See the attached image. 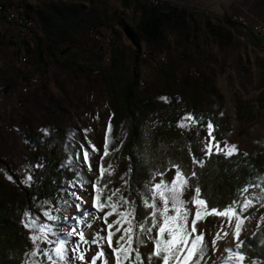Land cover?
<instances>
[{
  "label": "rangeland",
  "instance_id": "374dc122",
  "mask_svg": "<svg viewBox=\"0 0 264 264\" xmlns=\"http://www.w3.org/2000/svg\"><path fill=\"white\" fill-rule=\"evenodd\" d=\"M136 1L0 0V15L4 17L0 16V192L25 200V212L30 215H23L20 224L29 241L26 254L35 247L30 238L33 230L24 226L33 218L61 235L77 228L89 241L97 233L106 236L107 224L113 223L117 215L108 216L105 223L110 208L100 211L94 207L97 188L101 189L102 203H117L119 211L131 209L133 197H123L124 187L115 190L104 182L113 167L110 161L104 163V158L120 150L128 126L125 121L118 135L113 136L110 118L112 103L118 97V81L111 78L112 73L135 77V94L150 96L159 106L173 100L175 108L185 111L182 117L191 114V106L211 114H226L230 128L224 140H215L221 148L234 144L237 151L246 154L264 150V46L246 32L255 31L259 23L264 27V0H143L174 11L177 22L159 40L141 41L142 52L147 53L141 60L119 21L135 31L140 15ZM72 6L74 12L69 9ZM11 14L16 16L9 18ZM238 17L246 21V30L236 22ZM19 22H23L22 26ZM94 30L102 33L97 34V41H106L107 35L111 37L109 43L94 42ZM26 76L36 83H25ZM20 91L27 93L23 101L17 100ZM209 122L202 126L185 122L189 126L184 128L196 132L203 150ZM92 145L97 151H92ZM84 150L90 153L87 162ZM45 157L56 159L60 178L50 180V196L37 198L39 180L46 179ZM101 167L106 170L103 174ZM29 175L32 180L25 182ZM174 177L175 168L170 166L152 178L150 203L160 204L152 191L155 184L161 180L167 183ZM194 189L190 187L185 196L193 194ZM260 193L259 187H252L245 194L253 197V205L243 213L246 219L241 240L263 222L264 201L257 199ZM109 196L112 201H108ZM45 212L58 219L49 220ZM222 219L210 216L197 225L209 244L201 264H213L228 256L224 249L235 248L237 240L228 227L225 230L229 235L217 241L218 250L211 246ZM133 224L132 247L139 249L144 264H161L156 258L148 260L154 245L149 234L141 232L139 236V223ZM145 226H151L150 221ZM117 227L121 226L116 224L111 231ZM127 227L125 223L123 228ZM122 234L123 230L112 237L113 247H118ZM151 235H156L155 229ZM48 239L53 243L40 241L41 249L55 247L56 236L49 233ZM71 240L80 243L78 236ZM101 246L111 253L103 240L81 244L86 260ZM67 248V264H86L74 259L73 243ZM26 254L22 264H52L44 255L33 258ZM97 264L103 261L97 260ZM109 264H115L114 255L109 256ZM132 264H136L134 259ZM252 264H264V260H254Z\"/></svg>",
  "mask_w": 264,
  "mask_h": 264
},
{
  "label": "trees",
  "instance_id": "16d2710c",
  "mask_svg": "<svg viewBox=\"0 0 264 264\" xmlns=\"http://www.w3.org/2000/svg\"><path fill=\"white\" fill-rule=\"evenodd\" d=\"M135 6L140 13L134 26L135 31L119 21L135 45L137 53L141 55L142 40L146 43L159 40L164 31L177 21L173 19L174 11L165 9L159 3L137 0ZM0 16L1 19L4 18ZM246 32L256 43L264 45L263 33ZM111 76L118 81V97L112 103L110 118L113 136L118 135L125 121L128 126L120 150L104 158V163L110 161L113 164L112 171L105 175L104 182L115 190L124 187L125 199L133 197L130 207L135 210V223H149L151 209L144 204L145 200L149 203L151 201L149 183L156 174L165 172L170 166L180 167L189 186L199 187L201 197L209 202L210 207L223 208L234 200H240L242 188L260 182L264 150L247 155L236 151L232 156L213 153L203 159L205 152L196 132L178 126L185 114L183 109L175 108L173 100L168 105L159 106L150 96L136 95V81L133 76H120V73H112ZM213 93L217 94L216 91ZM188 112L197 119L199 126L210 121L213 124L215 140H224L230 128L226 114L203 112L195 106L189 107ZM194 157L197 163L193 162ZM44 161L46 179L39 180L37 198L50 196V180L55 178L56 182L60 178L56 159L45 157ZM193 172L196 175L193 176ZM25 210L24 199L9 198L0 192V264L23 262L29 247V241L20 224ZM138 234L141 236V231ZM242 241L241 252L245 255V264L264 260V221L251 235L243 237Z\"/></svg>",
  "mask_w": 264,
  "mask_h": 264
},
{
  "label": "snow or ice",
  "instance_id": "6c2138e0",
  "mask_svg": "<svg viewBox=\"0 0 264 264\" xmlns=\"http://www.w3.org/2000/svg\"><path fill=\"white\" fill-rule=\"evenodd\" d=\"M166 99V98H165ZM186 121H190L192 124L197 123V119L192 114H187L181 118L179 127L184 128L189 126ZM207 136L204 138V151L206 155H212L213 152L220 154L223 153L226 156H232L237 151V146L234 144H225L221 148L218 142H215L213 136V124L209 122L206 125ZM111 128L109 126V132ZM91 143V142H89ZM83 147V146H82ZM92 151L97 149L94 145L91 146ZM104 154H108V143L104 145ZM245 155H247L245 153ZM84 161H89L90 153L88 150L83 151ZM194 163L198 161L194 157ZM175 168V177L165 183L163 180L155 184L154 195L158 197L160 204L155 201L149 203L148 200L144 201L147 208L152 209L150 213L151 226L146 227L147 222H140L138 224L139 230L143 233L149 234V239L154 245V250L150 253L148 260L151 261L156 258L161 264H201L205 256L208 254L209 244L205 239V232L198 230L197 225L200 222H204L208 217L215 216L223 218L218 225V230L211 240V246L213 250L217 249V241L227 237L229 232L225 230L226 227L232 228V235L237 240L235 248H226L225 252L228 253L227 257L218 258L213 261V264H243L245 255L240 251L243 241L240 239V233L243 228L244 220L243 213L253 205V197L245 195L249 192L251 187H259L261 189L260 196L257 198L264 201V177H260L258 184H248L240 190V195L243 197L240 200H234L229 205L223 206V208L217 206H209V202L201 197V190L196 187L193 190V194L185 196V193L189 191L188 179L181 172L178 165L173 166ZM89 170H91V164H89ZM106 170L101 167L100 172L103 174ZM192 175H196L195 172ZM11 179V177H9ZM32 177L29 175L27 181H31ZM79 199V197H77ZM108 201H112V196H109ZM123 200V198H121ZM125 204L129 203L127 200L123 201ZM264 207V203L261 204ZM77 209L80 208V204L76 205ZM94 207L103 211L105 207H109L110 211L105 214L104 220L107 224V217L117 215V219L111 224H107L108 232L106 236H100L99 233L91 239V241L85 238L83 231H78L77 228H73L69 232H65L63 235L60 233H54L52 227L47 224L40 223L38 219H31L25 223L26 228L33 230V235L30 237L34 249L27 253L29 257H36L38 255H44L52 264H57V261H64L67 264L68 260V248L69 243H73L72 251L74 253V259L79 261H85L86 264H97V260H102L103 264H109V256L114 255L115 264H124L128 261L132 264L133 259L136 264H144L141 258V253L138 248L132 247L134 238V229L136 225L133 224L134 209L127 211H119V205L117 203L105 204L101 202V189H96ZM87 214V213H85ZM28 217L30 214L25 212ZM49 220H57L58 218L52 216L49 212L44 213ZM261 221H264V216L261 217ZM127 224V228H123L124 224ZM119 224L121 227H117L115 232L111 231L114 225ZM156 230V235L152 236L153 230ZM123 234L117 241L118 247H113L112 237L116 232ZM223 232V236L221 235ZM38 233V234H36ZM52 233L56 236L55 247L52 249L44 250L39 246L40 241H46L48 244H52L53 241L48 239V234ZM79 237V244L71 240L72 237ZM103 240L111 249V253H106L103 247L86 260L84 250L81 248V244L98 243ZM141 245L144 244L143 240H140ZM52 253L55 254L56 259H53ZM134 253V257L133 254ZM25 264H30L29 261H25Z\"/></svg>",
  "mask_w": 264,
  "mask_h": 264
},
{
  "label": "built area",
  "instance_id": "2783aa9c",
  "mask_svg": "<svg viewBox=\"0 0 264 264\" xmlns=\"http://www.w3.org/2000/svg\"><path fill=\"white\" fill-rule=\"evenodd\" d=\"M3 11V7L2 6H0V14H1V12ZM9 18H14V14H11V17H9ZM236 22L241 26V27H243L244 29L246 28V21L245 20H243L241 17H238L237 19H236ZM20 24H19V26H22V24H23V22H19ZM246 30V29H245ZM250 32H254V33H262V32H264V27H263V25L261 24V23H259L257 26H256V29H255V31H250ZM97 34H102V33H100L99 31H95L94 30V36H92V40L94 41V42H96V43H98V44H100V45H102V43H109V40L111 39V37H109V36H107L106 35V41H97ZM264 46V45H263ZM147 56V53H145V52H142V55H139V58H140V60L142 59V58H145ZM163 60V59H162ZM25 83H36V82H31L30 81V77L29 78H27V76H26V78H25ZM26 92H19V95L17 96V100L18 101H23V98L26 96Z\"/></svg>",
  "mask_w": 264,
  "mask_h": 264
},
{
  "label": "crops",
  "instance_id": "0c3cea01",
  "mask_svg": "<svg viewBox=\"0 0 264 264\" xmlns=\"http://www.w3.org/2000/svg\"><path fill=\"white\" fill-rule=\"evenodd\" d=\"M74 8H75V7H74V6H72V7H71V8H69V9H70L71 11H73V12H74V10H75ZM136 12H138V13H139V10L137 9V11H136ZM18 30H19V31H21V28H18ZM19 46H20V45L18 44V45H17V47H19Z\"/></svg>",
  "mask_w": 264,
  "mask_h": 264
},
{
  "label": "bare ground",
  "instance_id": "6f19581e",
  "mask_svg": "<svg viewBox=\"0 0 264 264\" xmlns=\"http://www.w3.org/2000/svg\"><path fill=\"white\" fill-rule=\"evenodd\" d=\"M14 16H16V15H14ZM17 18V17H16ZM18 21H20L19 19H17ZM32 82H35V79H32Z\"/></svg>",
  "mask_w": 264,
  "mask_h": 264
}]
</instances>
